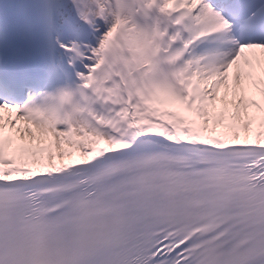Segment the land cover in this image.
<instances>
[{
    "label": "snow or ice",
    "instance_id": "6c2138e0",
    "mask_svg": "<svg viewBox=\"0 0 264 264\" xmlns=\"http://www.w3.org/2000/svg\"><path fill=\"white\" fill-rule=\"evenodd\" d=\"M0 264H264V0H0Z\"/></svg>",
    "mask_w": 264,
    "mask_h": 264
}]
</instances>
